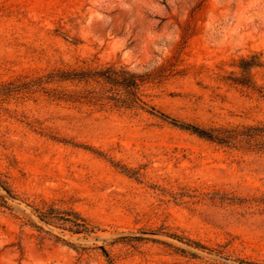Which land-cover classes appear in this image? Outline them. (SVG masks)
I'll return each mask as SVG.
<instances>
[{
    "label": "rangeland",
    "instance_id": "1",
    "mask_svg": "<svg viewBox=\"0 0 264 264\" xmlns=\"http://www.w3.org/2000/svg\"><path fill=\"white\" fill-rule=\"evenodd\" d=\"M253 50L264 58V0H0V85L55 68L166 64L140 85L143 99L204 127L264 121V97L221 79ZM43 86L0 96L10 191L0 187V264H109L97 245L112 264H264V154L125 107L92 80ZM44 201L97 229L39 221L33 207Z\"/></svg>",
    "mask_w": 264,
    "mask_h": 264
},
{
    "label": "trees",
    "instance_id": "2",
    "mask_svg": "<svg viewBox=\"0 0 264 264\" xmlns=\"http://www.w3.org/2000/svg\"><path fill=\"white\" fill-rule=\"evenodd\" d=\"M232 65L234 66V69L230 70L227 74L222 75L221 79L264 97V58L262 52L253 50L245 55H240L237 59L233 60ZM167 67L166 64H163L150 71L142 73L130 71L124 65L116 67L113 64H108L99 68L80 70L55 68L45 74L29 79L20 84L7 82L6 84L0 85V96H8L11 93L20 92L22 90L29 91L34 86H40L43 88L44 84H54L61 81L92 80L99 84L108 85L109 89L105 91L109 92V94L105 97L112 99L125 107L134 106L144 109L149 113L167 120L173 125L189 130L219 146L232 150H244L264 154V121L232 126L219 125L204 127L172 117L144 100L139 92L140 85L146 81L162 77L165 74ZM257 73L261 74V81H259ZM45 91L50 97L57 100H76V95L66 93L63 90H57L56 88L50 87ZM0 187L7 193L10 192L5 181L1 178V175ZM1 200L3 203L5 202L2 198ZM33 208L39 221L48 225L56 226L62 230H68L71 234L82 233L88 235L97 229L96 226H94L85 216L71 207L60 208L53 202L46 203L44 201L41 205L34 206ZM33 225L42 229V227L38 225ZM169 235L194 248L212 251L199 241L175 233H169ZM55 237L77 249V246L73 243L56 235ZM96 247L101 250V253L106 257L108 263L112 264V259L105 247L103 245H97ZM190 254L193 256L196 255L193 251H191ZM237 262L240 264H262L251 263L239 259Z\"/></svg>",
    "mask_w": 264,
    "mask_h": 264
},
{
    "label": "water",
    "instance_id": "3",
    "mask_svg": "<svg viewBox=\"0 0 264 264\" xmlns=\"http://www.w3.org/2000/svg\"><path fill=\"white\" fill-rule=\"evenodd\" d=\"M236 264H240V263L237 262Z\"/></svg>",
    "mask_w": 264,
    "mask_h": 264
}]
</instances>
